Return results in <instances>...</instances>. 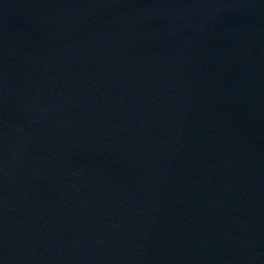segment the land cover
<instances>
[{"label":"water","instance_id":"1","mask_svg":"<svg viewBox=\"0 0 264 264\" xmlns=\"http://www.w3.org/2000/svg\"><path fill=\"white\" fill-rule=\"evenodd\" d=\"M0 264H225L175 0H0Z\"/></svg>","mask_w":264,"mask_h":264}]
</instances>
